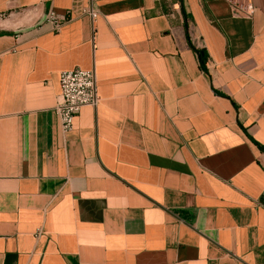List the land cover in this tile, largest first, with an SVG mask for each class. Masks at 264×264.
I'll use <instances>...</instances> for the list:
<instances>
[{"label":"crops","instance_id":"0c3cea01","mask_svg":"<svg viewBox=\"0 0 264 264\" xmlns=\"http://www.w3.org/2000/svg\"><path fill=\"white\" fill-rule=\"evenodd\" d=\"M243 1L0 0V264H264V0ZM73 69L99 102L62 133Z\"/></svg>","mask_w":264,"mask_h":264},{"label":"built area","instance_id":"2783aa9c","mask_svg":"<svg viewBox=\"0 0 264 264\" xmlns=\"http://www.w3.org/2000/svg\"><path fill=\"white\" fill-rule=\"evenodd\" d=\"M245 17H251L254 8L250 0H244L241 5L232 4ZM91 19H95L97 13L89 7L86 12ZM66 19L59 20L53 14L47 15L45 22L49 24L54 31H57ZM59 93L53 112L58 120L62 133H68L72 130L73 121L81 109L85 107L95 108L98 105L99 97L95 74L93 71H84L73 69L63 71L58 76ZM38 230L36 236L39 234Z\"/></svg>","mask_w":264,"mask_h":264},{"label":"trees","instance_id":"16d2710c","mask_svg":"<svg viewBox=\"0 0 264 264\" xmlns=\"http://www.w3.org/2000/svg\"><path fill=\"white\" fill-rule=\"evenodd\" d=\"M198 58H199V60H200V62L202 64V57H201V55L198 54Z\"/></svg>","mask_w":264,"mask_h":264}]
</instances>
